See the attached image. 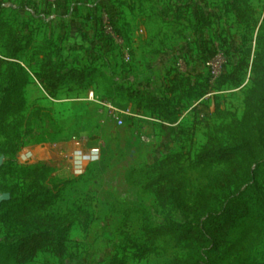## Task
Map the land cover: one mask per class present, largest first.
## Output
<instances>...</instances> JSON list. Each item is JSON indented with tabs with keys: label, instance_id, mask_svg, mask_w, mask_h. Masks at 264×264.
Instances as JSON below:
<instances>
[{
	"label": "rangeland",
	"instance_id": "1",
	"mask_svg": "<svg viewBox=\"0 0 264 264\" xmlns=\"http://www.w3.org/2000/svg\"><path fill=\"white\" fill-rule=\"evenodd\" d=\"M231 1L0 0V19L21 30L30 41L21 59L32 70L39 62L36 50L44 46L53 53L59 49L64 65L98 68L88 89L70 84L54 97L47 96L30 76L24 89L23 114L38 106L46 114L29 129H19L16 150L10 157L0 154L3 163L51 166L52 183H68L50 211H71L77 218L61 260L40 252L27 264H118L122 257L125 264H164L184 253L165 239L157 242L155 254L141 260L132 257L134 249L128 247L122 232L141 239L142 211L152 225L162 221L153 196L132 178L140 179L145 165L168 154L193 157L210 131L217 130L223 142H231L232 135L222 126L242 118L248 73L238 86L225 85L199 99L209 107L207 116L194 114L192 100L170 126L145 118L149 113L138 107L140 96L135 92L161 94L176 72L199 74L201 82L209 74L230 71L241 51L253 47L256 23L264 14V0H247L253 11H249L246 25L237 19ZM110 17L118 32L108 30ZM90 89L141 117L124 115L122 123H116L95 104L79 99ZM216 104L222 113L215 112ZM142 126L153 135L149 143L140 139ZM93 147L98 148L97 159L77 160ZM188 176L195 184L204 180L195 169L188 170ZM5 178L0 175V182H6ZM175 218L192 221L190 216ZM3 236L0 230V241ZM252 255L258 264H264V240Z\"/></svg>",
	"mask_w": 264,
	"mask_h": 264
},
{
	"label": "trees",
	"instance_id": "2",
	"mask_svg": "<svg viewBox=\"0 0 264 264\" xmlns=\"http://www.w3.org/2000/svg\"><path fill=\"white\" fill-rule=\"evenodd\" d=\"M231 6L237 19L249 25L248 13L253 10L247 0H232ZM109 23L118 32L112 17ZM256 28L253 47L241 51L230 71L209 74L201 82L199 74L176 72L161 94L135 92L141 110L171 124L192 100L194 114L207 116L209 107L199 99L213 89L238 86L248 73L242 118L222 126L232 135L231 142H223L217 130L210 131L193 157L168 154L145 165L140 179L132 178L153 196L162 214V221L152 225L147 212H141L139 240L122 232L128 247L134 249L133 258L155 254L157 242L167 239L184 253L164 264H258L252 251L264 240V14ZM0 42V154L10 157L16 150L19 129H29L46 114L41 106L23 114L24 89L30 76L47 96L54 97L70 84L88 89L98 68L64 65L59 49L53 53L44 46L37 48L39 62L32 70L21 59L30 41L4 19H0ZM224 55L227 59V52ZM215 112L222 113L217 104ZM190 169L198 170L203 182L193 183ZM52 171L45 163L26 166L7 160L0 166L1 177L12 178L0 182V191L10 194L0 202L4 235L0 264H27L40 252H49L58 260L66 255L69 232L77 218L71 211H50L68 183H52ZM176 215L190 216L192 221H180ZM117 262L125 264V259Z\"/></svg>",
	"mask_w": 264,
	"mask_h": 264
},
{
	"label": "built area",
	"instance_id": "3",
	"mask_svg": "<svg viewBox=\"0 0 264 264\" xmlns=\"http://www.w3.org/2000/svg\"><path fill=\"white\" fill-rule=\"evenodd\" d=\"M108 30L110 31L112 27L108 24ZM111 28V29H110ZM107 32V30H106ZM108 33V32H107ZM111 33V32H109ZM127 56V54H126ZM80 100L89 101L93 104H95L100 112L108 114L110 117H112L116 123L121 124L122 123V117L124 115H129L132 117H141L140 115H137L135 112H129L128 110H125L123 108H119L115 105V103L110 99H105L100 96H98L92 89L88 90L83 98H79ZM151 121L160 122L162 124H165L167 126H170V123L167 122H161L159 119L151 116L145 117ZM140 139L144 143H149L153 139V135L145 130V126H142L140 130ZM75 152V150H74ZM98 158V148H91L88 152L83 153L79 155V161H93Z\"/></svg>",
	"mask_w": 264,
	"mask_h": 264
},
{
	"label": "water",
	"instance_id": "4",
	"mask_svg": "<svg viewBox=\"0 0 264 264\" xmlns=\"http://www.w3.org/2000/svg\"><path fill=\"white\" fill-rule=\"evenodd\" d=\"M4 160V156L0 155V166L2 165ZM10 198V194L8 192H0V202L8 200Z\"/></svg>",
	"mask_w": 264,
	"mask_h": 264
},
{
	"label": "crops",
	"instance_id": "5",
	"mask_svg": "<svg viewBox=\"0 0 264 264\" xmlns=\"http://www.w3.org/2000/svg\"><path fill=\"white\" fill-rule=\"evenodd\" d=\"M77 160H79V156L77 157ZM84 161V160H83ZM77 162V161H76Z\"/></svg>",
	"mask_w": 264,
	"mask_h": 264
}]
</instances>
